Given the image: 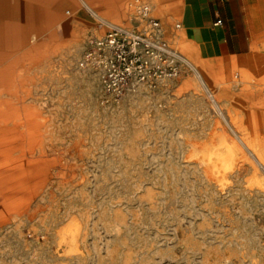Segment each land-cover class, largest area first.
<instances>
[{"label": "rangeland", "instance_id": "374dc122", "mask_svg": "<svg viewBox=\"0 0 264 264\" xmlns=\"http://www.w3.org/2000/svg\"><path fill=\"white\" fill-rule=\"evenodd\" d=\"M27 1L6 18L19 25L0 29V69L29 85V101L45 105L68 142L85 141L89 166L99 165L106 182L88 190V202L79 192L45 194L32 222L1 227L0 264H264V138L228 114V82L183 66L178 79L112 99L86 59L90 39L107 34L99 28L107 20L87 18L71 0ZM51 6L61 9L57 20ZM112 24L143 26L137 19ZM74 211H89L91 222L87 244L67 258L57 233ZM43 216L45 225L37 223Z\"/></svg>", "mask_w": 264, "mask_h": 264}, {"label": "bare ground", "instance_id": "6f19581e", "mask_svg": "<svg viewBox=\"0 0 264 264\" xmlns=\"http://www.w3.org/2000/svg\"><path fill=\"white\" fill-rule=\"evenodd\" d=\"M36 1L44 2V0ZM19 2L17 4L14 2L11 6H8L0 0V29L4 24H7L6 26L9 25L8 28H16L19 25V22L14 17L11 20L9 18L10 21H6L9 15L15 16L17 12H21L24 9L25 1L24 3ZM44 4L52 3L46 0ZM69 13L70 11L67 12V15H70ZM56 32L53 35V39L57 36ZM88 34V32L84 31L82 38H85ZM103 37L90 39L86 51L87 62L97 72L100 81L102 69L98 59L94 58L96 54H91V51L95 42ZM13 74L14 71L6 72L4 69H0V228H4V226L11 224L13 221L22 223L24 219H28L32 222L37 217V211L34 206L45 199V194L48 195L55 190L69 193L79 192L81 200L88 202L89 199L92 200L91 196L87 194L88 190H102L103 185L105 187V184L102 185V183L106 182L105 176L100 177L98 175L99 165L98 167L94 166V164L89 166L88 162L90 160L85 158L88 153L85 141L80 138L68 142V135L66 136L61 127L45 116V105L29 101V85L26 82L17 84L11 79ZM97 82V79H93L92 88H95ZM70 88L75 89L73 85ZM110 98L115 99L113 97ZM109 101L113 100L109 99ZM79 125L80 123H77L72 128L77 131ZM110 132H108L109 135ZM116 135L118 136L119 134ZM111 144L113 145V143ZM113 151L114 148L111 152ZM99 154L102 155V153ZM212 156L213 154L209 157L211 158ZM225 169H228V165ZM101 172L103 171L101 170ZM113 174L115 176V173ZM97 196L95 195V198ZM91 215L89 211L71 212L63 220V228L58 233L56 232L60 240V247L66 253L67 258H75L80 245L86 243ZM44 220L45 216L40 217L37 223L42 224ZM36 224H33L30 232L33 238L37 237L34 234Z\"/></svg>", "mask_w": 264, "mask_h": 264}, {"label": "crops", "instance_id": "0c3cea01", "mask_svg": "<svg viewBox=\"0 0 264 264\" xmlns=\"http://www.w3.org/2000/svg\"><path fill=\"white\" fill-rule=\"evenodd\" d=\"M73 1L82 4L87 18L107 20L100 29L137 19L136 4L147 6L169 43L186 52L182 67H199L210 81L228 82V114L239 115L243 128L264 138V0ZM52 6L49 18L57 20L61 9L52 12ZM71 8L81 12L78 5Z\"/></svg>", "mask_w": 264, "mask_h": 264}, {"label": "built area", "instance_id": "2783aa9c", "mask_svg": "<svg viewBox=\"0 0 264 264\" xmlns=\"http://www.w3.org/2000/svg\"><path fill=\"white\" fill-rule=\"evenodd\" d=\"M136 9L143 26L111 27L91 52L100 63L105 94L116 100L142 87L156 89L159 83L178 79L182 73V55L169 43L161 22L150 16L147 6L138 3ZM220 24L221 20L215 23Z\"/></svg>", "mask_w": 264, "mask_h": 264}]
</instances>
